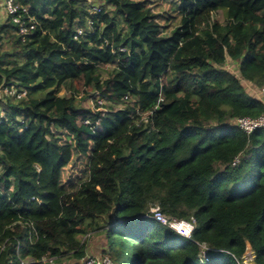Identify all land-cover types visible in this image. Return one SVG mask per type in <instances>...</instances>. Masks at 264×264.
Returning a JSON list of instances; mask_svg holds the SVG:
<instances>
[{"label": "trees", "instance_id": "obj_1", "mask_svg": "<svg viewBox=\"0 0 264 264\" xmlns=\"http://www.w3.org/2000/svg\"><path fill=\"white\" fill-rule=\"evenodd\" d=\"M104 2L15 0L34 29L0 27V264H72L79 235L114 264H264V125L232 122L264 115V0Z\"/></svg>", "mask_w": 264, "mask_h": 264}, {"label": "rangeland", "instance_id": "obj_2", "mask_svg": "<svg viewBox=\"0 0 264 264\" xmlns=\"http://www.w3.org/2000/svg\"><path fill=\"white\" fill-rule=\"evenodd\" d=\"M90 2H94L95 6L100 9V6L104 5V0H90ZM94 11V8H91ZM8 15L5 11V7L3 4V0H0V27L3 23H5ZM213 18L215 20H219L224 22L225 16L224 13L220 10L213 14ZM225 68L230 72L235 73L241 80L243 86L245 87L246 91L253 97L258 99H263V90L257 87L251 81H248L240 76L239 73V66L238 63L232 61L229 57L227 58ZM112 71V68H108L106 71L103 72V77L106 78ZM75 84L71 82H67L63 85L60 95L65 97L74 96L78 103V106L82 108H89L93 111L100 110L102 106H98L97 104H106L107 100L103 99V97H98V93L92 94V91H84L80 90L76 92ZM4 89L0 88V98L6 96ZM11 96V95H10ZM105 106V105H104ZM105 110V109H104ZM235 123L234 121H232ZM231 122V123H232ZM79 239L84 244V257L83 258H71L69 260L72 264H114L113 259L110 256L104 255L103 250L106 249V244L104 243V238L102 235H92L91 237L87 238L86 235H79ZM255 254L253 250L248 246L246 253L244 254L243 263L244 264H255L254 260ZM110 259V260H109ZM111 261V262H110Z\"/></svg>", "mask_w": 264, "mask_h": 264}, {"label": "built area", "instance_id": "obj_3", "mask_svg": "<svg viewBox=\"0 0 264 264\" xmlns=\"http://www.w3.org/2000/svg\"><path fill=\"white\" fill-rule=\"evenodd\" d=\"M3 4H4L7 15L12 16L13 21L16 24H18L20 33L28 34L31 32L32 29H34L35 23H31L30 26L27 25L26 18L23 19V15L19 13V10L21 7L15 4V0H3ZM25 10L26 9H24V11ZM98 10H99L98 7H94V11H98ZM83 33H84V29L80 28L78 30V34H83ZM5 90H7V92H5L6 94H9L11 96L15 95L14 90H10L8 88L4 89V91ZM18 97H22V95L19 94ZM234 122L238 126H240L243 130L249 133L253 131L255 128L264 125V115L258 119H250L247 117L238 118ZM151 214H152L151 216L155 218L157 221L161 222L162 224L166 226L173 228L174 230L179 232L181 235L187 238H190L192 236V232L195 228L193 219L192 220L175 219V218L169 219L161 212L160 207L158 206H154L151 208ZM19 264H29V261L21 260Z\"/></svg>", "mask_w": 264, "mask_h": 264}, {"label": "clouds", "instance_id": "obj_4", "mask_svg": "<svg viewBox=\"0 0 264 264\" xmlns=\"http://www.w3.org/2000/svg\"><path fill=\"white\" fill-rule=\"evenodd\" d=\"M185 237V236H184ZM187 238V237H186Z\"/></svg>", "mask_w": 264, "mask_h": 264}]
</instances>
